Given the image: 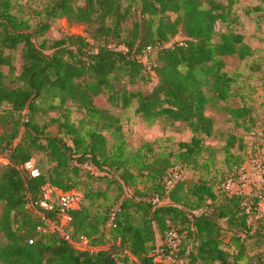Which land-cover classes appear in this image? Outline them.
<instances>
[{"label":"trees","instance_id":"1","mask_svg":"<svg viewBox=\"0 0 264 264\" xmlns=\"http://www.w3.org/2000/svg\"><path fill=\"white\" fill-rule=\"evenodd\" d=\"M75 1L51 0L44 21L31 28L11 12V0H0V66L9 67L6 76L0 72V106H10L0 113V126L10 130L0 135V155L6 154V161H0V234L5 239L0 264H155L156 242L169 228L177 229L180 255L189 250V264H244L246 238L264 234V218L255 217L257 199L252 198L253 220L248 222L245 196L228 197L221 183L180 177L167 188L164 179L170 168L183 165L178 162L197 163L204 138L212 134L203 87L210 83L214 98L223 101L232 94L223 57L245 59L252 49L242 34L217 30L225 13L214 0ZM131 10L138 11L139 18L122 34L121 24ZM61 17L95 21L103 39L93 45L71 34L49 42L44 34ZM110 36L120 49L111 47ZM19 44L22 66L15 75L7 51ZM148 47L161 62L151 71L142 60ZM152 73L157 82L150 91L129 87L147 82ZM100 94H107L114 107L135 105V113L148 124L160 118L184 123L191 137L179 143L175 162L161 164L166 160L155 155L150 143L129 150L119 115L93 102ZM67 101L84 111L76 123ZM227 110L232 118H243L247 132L258 127L245 117V107ZM50 111L61 113V119H53L56 133L35 121ZM33 152H42L52 167L31 177L19 166L33 158ZM244 161L234 158L235 166L226 175H235ZM46 182L82 193L80 208L69 211L68 240L38 230L47 226L45 219L57 220L54 212L35 206ZM93 182L116 183L118 197L107 204V189L93 187ZM188 196L194 203L188 204ZM116 206L119 210L109 223ZM231 230L225 243L223 231ZM82 240L85 249L79 247ZM111 242L116 250L108 248ZM224 246L235 252L231 259Z\"/></svg>","mask_w":264,"mask_h":264},{"label":"rangeland","instance_id":"2","mask_svg":"<svg viewBox=\"0 0 264 264\" xmlns=\"http://www.w3.org/2000/svg\"><path fill=\"white\" fill-rule=\"evenodd\" d=\"M11 1V12L18 20L34 28L38 23L44 21L45 8L51 0ZM214 2L222 5L225 13V21L218 22L217 30L220 32L232 30L242 34L244 42L252 49V54L245 59H240L236 55L223 57L222 70L232 79L230 82L232 94L226 100L214 98L215 95L210 83L203 87V91L208 98L205 114L213 120V131L210 136L204 138L203 150L196 157L197 163L192 161L189 163L178 162L183 164L178 166H180L182 179L202 177L209 184L220 185L223 177L227 176V170L235 166L232 164L234 158L244 157L246 159L253 152L255 146L254 138L245 129L247 123L243 122V118H232L227 108L245 107L247 110L245 117L249 118V123H255V126H258L257 128L264 126V0H214ZM80 3V0H76L74 5ZM169 16L171 19L174 18L173 13H170ZM138 18V11L131 10L128 12L121 24L122 34H126ZM98 27L99 24L95 21L87 23L61 17L52 22L44 37L52 42L67 35L77 34L83 36L93 45H97L103 39V34L97 30ZM139 30L145 32L144 27L139 28ZM142 32L140 33L141 36ZM109 39H111V47L121 48V46L114 47L113 44L116 41L114 37L110 36ZM22 48V45L19 44L14 50L7 51L10 53L11 67L15 75H19L21 70ZM142 60L149 70L153 65L161 64L152 50L145 51ZM8 71L9 67L7 65L0 66V72L4 76ZM156 82V76L152 73L149 75L147 82H138L129 87L147 92L155 86ZM93 102L98 107L109 108L112 113L119 115L123 135L129 150H138L144 143H150L153 146L155 155H161L166 160L161 161V164L169 163L167 165L169 166L174 163V155L181 150L179 143L190 140L191 133L182 122L167 121L160 118L155 123L148 124L135 113V105L125 109L111 106L107 101V94L94 96ZM65 106L70 109L69 114L72 121L76 123L78 119L82 118L84 111L78 109L76 104L67 101ZM9 108V105H1L0 113ZM60 115V112L50 111L36 116L35 121L44 126L46 130L56 133L58 131L57 122L53 119L60 118ZM7 128L9 127L0 126V135L10 133ZM106 138L109 139L108 134H106ZM110 145L111 141L108 143V146ZM169 153H172L173 156ZM32 157L39 172H46L52 167V163L48 161L47 156L42 152H33ZM0 161H6L5 153L0 155ZM91 185L107 189V204L119 195V188L116 183L112 182L106 185L104 182H93ZM246 190L248 191V189ZM124 193L130 194L131 188H124ZM186 199L188 204L194 203L195 200L192 196H188ZM1 206L0 204V213ZM221 224L225 227L224 219H221ZM231 232H234V230L223 231L225 243H227ZM4 242L5 239L0 234V245ZM108 248L116 250L112 242L109 243ZM224 248L229 252L228 259H231L232 255L235 254L232 247L224 246ZM243 254L245 255L242 260L244 264H264V234L257 233L255 236L246 238ZM237 255L240 256L241 253Z\"/></svg>","mask_w":264,"mask_h":264},{"label":"built area","instance_id":"3","mask_svg":"<svg viewBox=\"0 0 264 264\" xmlns=\"http://www.w3.org/2000/svg\"><path fill=\"white\" fill-rule=\"evenodd\" d=\"M147 50H150L148 47ZM251 136L255 140L253 152L245 159L237 170L235 175H227L221 182V188L225 191L228 197L245 196L246 213L248 214V222L253 220L252 198H256L255 211L256 216L264 218V129L256 128L251 131ZM92 169L91 167H88ZM23 174L31 177L39 174L38 168L35 165V160L31 158L23 165L19 166ZM181 170L179 167L169 169L165 177V186L170 188L174 182L180 179ZM248 189V191L246 190ZM42 197L35 206L45 210L54 212L57 220L51 221L45 219L47 226L40 227L38 230L54 231L64 239H69L67 226L70 220L69 211L78 209L82 203V193L77 189L63 190L49 182H46L41 187ZM158 199H154L156 202ZM250 200V201H249ZM33 206V205H32ZM119 208L116 206L110 213L109 223ZM181 239L177 233V229H167L163 236L156 242L153 250V263L157 264H189V250L185 251V255H180ZM79 247L87 248L86 240H82ZM134 264H139L134 262Z\"/></svg>","mask_w":264,"mask_h":264}]
</instances>
